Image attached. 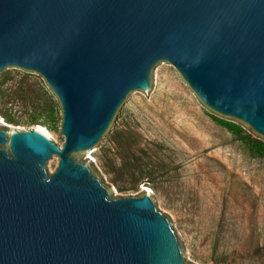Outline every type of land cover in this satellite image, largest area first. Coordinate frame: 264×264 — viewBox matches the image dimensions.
<instances>
[{"label": "water", "instance_id": "1", "mask_svg": "<svg viewBox=\"0 0 264 264\" xmlns=\"http://www.w3.org/2000/svg\"><path fill=\"white\" fill-rule=\"evenodd\" d=\"M164 64L264 138V0H0V79L41 74L65 137L0 126V264H187L156 198L111 196L78 159Z\"/></svg>", "mask_w": 264, "mask_h": 264}, {"label": "rangeland", "instance_id": "2", "mask_svg": "<svg viewBox=\"0 0 264 264\" xmlns=\"http://www.w3.org/2000/svg\"><path fill=\"white\" fill-rule=\"evenodd\" d=\"M62 118L41 74L13 69L0 79L2 128L43 126L64 142ZM78 159L111 196L156 198L177 223L187 264H264V138L210 109L166 64L156 92L130 102L108 144Z\"/></svg>", "mask_w": 264, "mask_h": 264}, {"label": "bare ground", "instance_id": "3", "mask_svg": "<svg viewBox=\"0 0 264 264\" xmlns=\"http://www.w3.org/2000/svg\"><path fill=\"white\" fill-rule=\"evenodd\" d=\"M37 129L40 130L41 132H43L45 135H47V136L50 137V133H49V131L45 127L38 126Z\"/></svg>", "mask_w": 264, "mask_h": 264}, {"label": "trees", "instance_id": "4", "mask_svg": "<svg viewBox=\"0 0 264 264\" xmlns=\"http://www.w3.org/2000/svg\"><path fill=\"white\" fill-rule=\"evenodd\" d=\"M125 166H126V164H125ZM133 175H134V174H133ZM114 181H115V182H118L117 179H114Z\"/></svg>", "mask_w": 264, "mask_h": 264}]
</instances>
